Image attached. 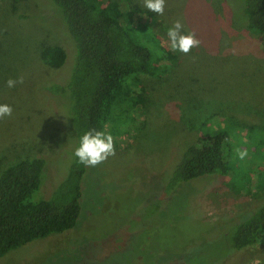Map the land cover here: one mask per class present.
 <instances>
[{"label": "rangeland", "instance_id": "374dc122", "mask_svg": "<svg viewBox=\"0 0 264 264\" xmlns=\"http://www.w3.org/2000/svg\"><path fill=\"white\" fill-rule=\"evenodd\" d=\"M238 6L239 0H166L164 13L171 16L165 30L180 19L200 45L187 54L176 51L163 79L147 84L152 100L147 114L133 112V120L115 131L112 123L105 126L114 155L88 166L77 226L12 249L0 264H135L137 256L143 264H163L188 247L184 264H264V236L254 247L230 253L232 227L223 226L256 204L252 194L234 190L228 177L216 175L179 183L168 201L164 191L174 152L200 130L224 125L230 116L264 122V34L245 31ZM140 24L151 29L149 19ZM158 38L170 49L167 33ZM50 44L68 54L61 67L40 57ZM73 56L72 39L51 3L0 0V103L13 108L11 117L0 119V171L19 156H44L45 180L32 200L49 196L70 161L72 146L58 121L67 128L65 100L47 96L51 84L65 82ZM9 78L21 82L8 88ZM262 150L263 141L255 153ZM215 221L222 224L210 225Z\"/></svg>", "mask_w": 264, "mask_h": 264}, {"label": "trees", "instance_id": "16d2710c", "mask_svg": "<svg viewBox=\"0 0 264 264\" xmlns=\"http://www.w3.org/2000/svg\"><path fill=\"white\" fill-rule=\"evenodd\" d=\"M46 1L56 8L74 45L65 82L51 84L47 96L65 100L67 128L62 118L58 121L72 146L70 161L49 196L37 200L31 196L45 180L48 166L44 156H19L0 171V257L32 240L77 226L88 169L73 155L79 136L89 129L104 131L109 123L115 131L118 124L133 120V112L147 114L152 103L147 84L160 82L177 60V53L163 47L158 38L167 33L166 17L171 15H157L132 0ZM237 15L245 31L264 34V0H239ZM143 19L150 20L151 29L140 24ZM40 57L58 68L66 63L68 54L61 45L50 44L40 50ZM51 112L56 115L54 108ZM224 120V125L206 127L191 143L176 149L163 189L168 201L179 183L216 175L228 177L227 185L234 190L257 198L250 210L223 222L225 230L232 227L228 235L231 253L254 247L264 236V150L255 153L264 142V122L248 123L232 116ZM189 125L197 127L194 122ZM242 141L244 148L236 144ZM242 149L247 150V157L237 160L235 154ZM159 208L157 204L155 210ZM213 223L222 224L215 221L210 225ZM191 251L181 249L163 264H184ZM135 262L143 264L142 257L137 256Z\"/></svg>", "mask_w": 264, "mask_h": 264}, {"label": "clouds", "instance_id": "9594fccd", "mask_svg": "<svg viewBox=\"0 0 264 264\" xmlns=\"http://www.w3.org/2000/svg\"><path fill=\"white\" fill-rule=\"evenodd\" d=\"M166 0H143V7L157 15H164ZM167 37L170 49L184 54L200 45V41L190 32H185V26L180 19L173 20L167 28ZM21 82L19 78H9L5 83L8 88H13ZM13 108L8 103H0V119L11 117ZM113 136L103 130L89 129L79 136L73 155L79 163L86 166H96L114 155ZM239 158L243 160L247 156V150L238 152Z\"/></svg>", "mask_w": 264, "mask_h": 264}]
</instances>
